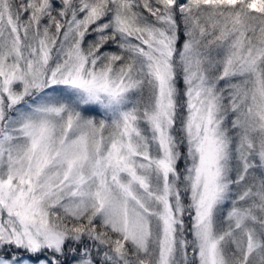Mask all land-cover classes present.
<instances>
[{"label":"snow or ice","instance_id":"6c2138e0","mask_svg":"<svg viewBox=\"0 0 264 264\" xmlns=\"http://www.w3.org/2000/svg\"><path fill=\"white\" fill-rule=\"evenodd\" d=\"M0 264H264V0H0Z\"/></svg>","mask_w":264,"mask_h":264}]
</instances>
